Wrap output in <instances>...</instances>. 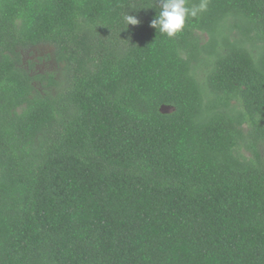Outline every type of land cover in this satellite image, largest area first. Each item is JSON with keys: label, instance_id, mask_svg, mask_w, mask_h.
<instances>
[{"label": "trees", "instance_id": "1", "mask_svg": "<svg viewBox=\"0 0 264 264\" xmlns=\"http://www.w3.org/2000/svg\"><path fill=\"white\" fill-rule=\"evenodd\" d=\"M157 14L0 0V264H264V0Z\"/></svg>", "mask_w": 264, "mask_h": 264}, {"label": "clouds", "instance_id": "2", "mask_svg": "<svg viewBox=\"0 0 264 264\" xmlns=\"http://www.w3.org/2000/svg\"><path fill=\"white\" fill-rule=\"evenodd\" d=\"M209 0H198L190 3V0H158V14L151 21L150 26L159 34L168 38H175L186 27L189 19L198 18L208 9ZM127 25H137L139 20L133 15H124Z\"/></svg>", "mask_w": 264, "mask_h": 264}, {"label": "rangeland", "instance_id": "3", "mask_svg": "<svg viewBox=\"0 0 264 264\" xmlns=\"http://www.w3.org/2000/svg\"><path fill=\"white\" fill-rule=\"evenodd\" d=\"M207 38V37H206ZM51 48L48 47H41V48H37V49H33L32 51L27 52L23 57L25 62H33L34 64H36V69L39 70L40 72H45V70L47 71H53L56 69V64L49 60H45V56L48 53H51ZM200 73V77H203L202 72H198V75Z\"/></svg>", "mask_w": 264, "mask_h": 264}, {"label": "water", "instance_id": "4", "mask_svg": "<svg viewBox=\"0 0 264 264\" xmlns=\"http://www.w3.org/2000/svg\"><path fill=\"white\" fill-rule=\"evenodd\" d=\"M162 110L165 112L168 111V109H166V107H163Z\"/></svg>", "mask_w": 264, "mask_h": 264}]
</instances>
